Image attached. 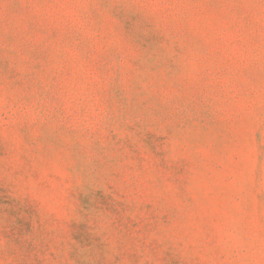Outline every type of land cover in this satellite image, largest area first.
Returning a JSON list of instances; mask_svg holds the SVG:
<instances>
[{
	"label": "rangeland",
	"instance_id": "rangeland-1",
	"mask_svg": "<svg viewBox=\"0 0 264 264\" xmlns=\"http://www.w3.org/2000/svg\"><path fill=\"white\" fill-rule=\"evenodd\" d=\"M0 264H264V0H0Z\"/></svg>",
	"mask_w": 264,
	"mask_h": 264
}]
</instances>
